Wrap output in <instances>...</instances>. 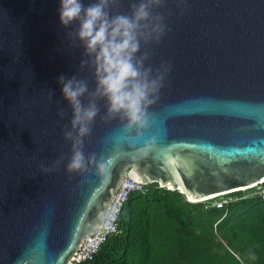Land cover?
Segmentation results:
<instances>
[{
    "label": "water",
    "instance_id": "obj_1",
    "mask_svg": "<svg viewBox=\"0 0 264 264\" xmlns=\"http://www.w3.org/2000/svg\"><path fill=\"white\" fill-rule=\"evenodd\" d=\"M129 2L114 12L127 14ZM58 8L59 0H0V264H68L99 229L124 175L189 203L264 182V0H166L156 10L168 30L141 53H149L145 66L170 61L171 70L133 143L120 119H101L99 101L84 154L106 162L103 175L95 164L66 171L71 108L57 78L95 84L67 35L76 25L61 26Z\"/></svg>",
    "mask_w": 264,
    "mask_h": 264
},
{
    "label": "clouds",
    "instance_id": "obj_2",
    "mask_svg": "<svg viewBox=\"0 0 264 264\" xmlns=\"http://www.w3.org/2000/svg\"><path fill=\"white\" fill-rule=\"evenodd\" d=\"M121 2L92 0L85 6L83 0H59V22L64 28L76 25L67 35L83 48L79 67L91 70L95 84L90 90L88 80L75 74L57 78L62 98L71 108L70 122L63 126V138L71 145L66 164L69 173L84 171L93 164L99 174L106 172L103 159L97 161L94 154H84L85 138L91 135L101 112L99 101H104L101 119H120L126 133L124 140L133 143L149 127L148 109L159 99L171 70L170 61H162L156 68L145 66L149 53H141L142 45L159 43L166 35L165 16L156 11L164 7L166 0H130L127 14L114 12ZM49 99L52 100L51 90ZM57 114L63 119L66 111L61 108ZM154 144L153 138L144 148ZM62 161L63 157L55 163ZM39 167L44 172L51 171L50 166Z\"/></svg>",
    "mask_w": 264,
    "mask_h": 264
},
{
    "label": "trees",
    "instance_id": "obj_3",
    "mask_svg": "<svg viewBox=\"0 0 264 264\" xmlns=\"http://www.w3.org/2000/svg\"><path fill=\"white\" fill-rule=\"evenodd\" d=\"M237 191L221 208L147 185L129 195L119 232L82 264H264V200Z\"/></svg>",
    "mask_w": 264,
    "mask_h": 264
},
{
    "label": "built area",
    "instance_id": "obj_4",
    "mask_svg": "<svg viewBox=\"0 0 264 264\" xmlns=\"http://www.w3.org/2000/svg\"><path fill=\"white\" fill-rule=\"evenodd\" d=\"M145 187L146 185L136 183L124 175L121 184L110 203V209L99 229L92 235L85 234L79 249L75 252L68 264H82L85 261L91 260L101 249L102 245L110 237L119 232L118 218L129 195L133 192H145ZM247 191H250L248 193L249 196H256L264 200V182L252 188L243 190V192ZM223 196L225 195L213 198L212 200H216L213 202L212 206L221 208L232 200L231 198L227 199Z\"/></svg>",
    "mask_w": 264,
    "mask_h": 264
},
{
    "label": "rangeland",
    "instance_id": "obj_5",
    "mask_svg": "<svg viewBox=\"0 0 264 264\" xmlns=\"http://www.w3.org/2000/svg\"><path fill=\"white\" fill-rule=\"evenodd\" d=\"M248 192V191H247ZM214 202V201H213ZM213 202H212V204H213Z\"/></svg>",
    "mask_w": 264,
    "mask_h": 264
},
{
    "label": "snow or ice",
    "instance_id": "obj_6",
    "mask_svg": "<svg viewBox=\"0 0 264 264\" xmlns=\"http://www.w3.org/2000/svg\"><path fill=\"white\" fill-rule=\"evenodd\" d=\"M189 199H191V197H189Z\"/></svg>",
    "mask_w": 264,
    "mask_h": 264
}]
</instances>
